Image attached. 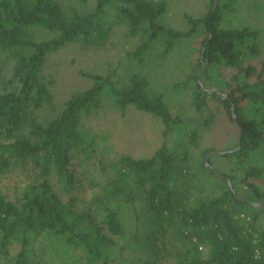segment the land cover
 I'll use <instances>...</instances> for the list:
<instances>
[{
	"label": "trees",
	"instance_id": "16d2710c",
	"mask_svg": "<svg viewBox=\"0 0 264 264\" xmlns=\"http://www.w3.org/2000/svg\"><path fill=\"white\" fill-rule=\"evenodd\" d=\"M174 7L0 0V262L264 264V0H204L183 24ZM120 27L137 43L127 79L84 75L62 98L53 60L99 51ZM180 50L192 70L163 91L150 73ZM108 109L159 120L161 147L108 158L93 125ZM220 123L226 146L203 148ZM215 152L223 178L206 166Z\"/></svg>",
	"mask_w": 264,
	"mask_h": 264
},
{
	"label": "rangeland",
	"instance_id": "374dc122",
	"mask_svg": "<svg viewBox=\"0 0 264 264\" xmlns=\"http://www.w3.org/2000/svg\"><path fill=\"white\" fill-rule=\"evenodd\" d=\"M87 6L93 8L96 0H85ZM172 2V10L169 21L174 24H183V14L187 13L192 4L203 3L202 0H165ZM207 2V1H206ZM205 2V3H206ZM84 3V2H83ZM260 28L264 29V18L260 21ZM115 37L107 46L99 51L87 52L81 47L72 48L64 52L60 57L53 60L50 68L52 74L59 80L60 93L62 98L68 97L73 91L88 85L86 76L89 74L110 75L117 74L123 79L133 71L129 61V52L135 46L136 41L127 39L125 28L115 30ZM193 65L192 54L187 50H180L169 59L162 67L153 68L151 77L163 91L170 89L178 80H182L191 72ZM160 66V65H159ZM190 96L187 98L189 102ZM100 137L105 138L104 147L109 149L108 158L128 154L135 158L145 159L151 157L163 143V127L159 120L154 117L141 115L134 109L125 114L105 110L102 116L93 122ZM232 130L220 123L214 130V135L207 138L203 148L220 147L226 145L224 141L232 137ZM17 179L4 178L3 184L10 187V194L13 196L14 185ZM85 188H81L76 195L84 197ZM86 193V197L90 196ZM0 264H3L0 262Z\"/></svg>",
	"mask_w": 264,
	"mask_h": 264
},
{
	"label": "water",
	"instance_id": "95a60500",
	"mask_svg": "<svg viewBox=\"0 0 264 264\" xmlns=\"http://www.w3.org/2000/svg\"><path fill=\"white\" fill-rule=\"evenodd\" d=\"M217 4V3H216ZM205 69H206V65H204V67H203V70H202V72L200 73V75H199V83L201 84V77H202V74L204 73V71H205ZM203 90L205 91V92H208L209 90H207L206 88H204L203 87ZM210 90H213V89H210ZM234 111V110H233ZM234 119H235V121L237 122V117L235 116L234 117ZM240 129V136H239V139H238V145L240 146L241 145V141H242V129L241 128H239ZM225 153H223V152H215V153H213V154H210V155H208L207 156V159H206V166L215 174V175H217L218 177H220V178H223V176H222V174H220L214 167H212L211 165H210V163H209V161H210V159H212V158H214V157H218V156H222V155H224ZM228 183H229V186H230V188L233 190V188H232V184H231V182L228 180ZM234 191V190H233ZM235 193V192H234ZM256 207H261V208H264V204H260V205H256Z\"/></svg>",
	"mask_w": 264,
	"mask_h": 264
}]
</instances>
